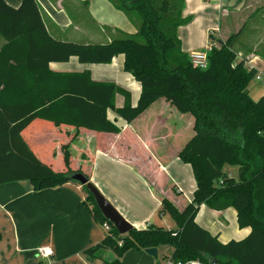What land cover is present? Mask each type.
<instances>
[{"label":"trees","instance_id":"obj_1","mask_svg":"<svg viewBox=\"0 0 264 264\" xmlns=\"http://www.w3.org/2000/svg\"><path fill=\"white\" fill-rule=\"evenodd\" d=\"M114 2L127 13L138 14L142 41L127 37L108 44L61 42L49 34L36 0H21L19 7L0 0V35L5 40L0 50V185L29 180L40 191L70 182L75 173L91 181L88 165L76 169L72 164L70 145L62 147L64 172L33 153L22 131L34 120L74 127L72 141L90 132L100 135L95 141L106 142L105 138L122 133L108 119V110L132 124L164 101L194 119L193 135L178 155L192 168L193 200L180 209L168 197L162 198L160 216L168 212L176 229L149 225L120 235L87 191L85 207L109 230L85 254L99 257L111 250L117 258L108 264H123L129 250L169 247L177 260L264 264V95L257 101L250 96V83L258 73L245 59L237 60L233 44L238 35L216 43L208 52V67L199 69L178 37V29L189 22L182 15L184 0ZM210 41L218 40L212 35ZM120 55L124 71L141 85L136 106L130 92L115 83L93 81L87 71L57 73L50 68L51 63L73 57L81 64H110ZM118 94L125 99L122 107L115 106ZM82 158L86 159L84 154ZM226 165L244 169L240 176H232ZM202 205L217 211L234 208L239 227H249L250 234L240 241L220 242L196 222Z\"/></svg>","mask_w":264,"mask_h":264},{"label":"crops","instance_id":"obj_2","mask_svg":"<svg viewBox=\"0 0 264 264\" xmlns=\"http://www.w3.org/2000/svg\"><path fill=\"white\" fill-rule=\"evenodd\" d=\"M5 1L13 7L21 4V0ZM36 1L49 34L61 42L108 44L113 40L100 42L107 37L105 35L132 31L128 13L114 0ZM182 15L189 19L178 29L185 53L204 52L209 45L238 35L233 44V49L241 54L238 61L245 59L246 64L257 71L263 78L256 81L258 84L264 81V32H261L264 0H184ZM212 34L217 42L210 41ZM4 44L0 35V50ZM50 68L57 73L87 71L93 81L115 83L130 92L133 106L137 105L141 94L140 83L124 71L123 55L110 64H81L73 57L68 62L51 63ZM257 91L258 87L249 91L252 99ZM263 95L264 92L257 100ZM124 104V97L116 95L115 106ZM162 104L169 106L166 102ZM167 112L159 111L162 116ZM151 115L152 111L147 110L134 123L128 124L115 111L108 110V119L122 133L105 138L106 142L95 141L100 135H90V132H82L72 141L74 127L52 126L41 120H34L27 126L22 137L42 162L62 172L66 171L62 147L70 145L76 169L82 164L88 165L91 181L129 223L143 229L155 225L163 197H168L181 209L193 200L196 190L191 166L178 157L193 135L194 119L180 114L187 119V126L175 130L166 125L169 117L162 119L158 114L150 118ZM143 118L146 119L141 122L145 124L139 122ZM174 142H177L174 154L163 148ZM83 154L86 159L82 158ZM224 169L232 176L238 174L236 167L226 165ZM87 198V190L77 181L40 191L35 190L29 180L0 185V264H108L115 260L117 255L111 250L102 252L99 257L84 252L103 240L107 232L85 207ZM196 222L224 244L243 240L251 232L249 227H239L237 212L232 207L217 211L202 205ZM42 246L52 248V258L42 259L37 255L36 249ZM158 250V259L144 250H129L121 260L123 264H163L164 257L173 254L171 248L172 252L160 257Z\"/></svg>","mask_w":264,"mask_h":264},{"label":"rangeland","instance_id":"obj_3","mask_svg":"<svg viewBox=\"0 0 264 264\" xmlns=\"http://www.w3.org/2000/svg\"><path fill=\"white\" fill-rule=\"evenodd\" d=\"M125 12V11H124ZM127 14V12H125ZM127 17L129 19V21L131 22L132 28H131V32H120L118 31L116 34H110V35H105L107 37H104L102 40L104 41H100V42H105L107 43L109 40L112 41L114 39H122V38H127V37H131V38H136L137 40L142 41V37L140 36V34H138V26L140 24V17L138 16V14L134 13V12H130L127 14ZM223 26H224V21H223ZM262 27V26H261ZM136 31V32H135ZM261 32H264V29H261ZM214 34V33H213ZM212 34V35H213ZM216 37V36H214ZM110 38V39H109ZM217 46V44H216ZM241 56L240 53L237 52V60L239 59V57ZM257 80L254 79L249 86L250 91L253 90L255 87H258V91L256 93H253V99L257 100L261 94H263L264 92V81L261 83H257ZM252 95V94H251ZM165 103V102H164ZM151 109V110H150ZM148 111H152V115L150 118H154L156 117L158 114L159 116H162L161 113H159V111H168L167 114L164 115V117H169L170 120L169 122L166 124L168 125V127H172L175 130H180L182 128H186L187 126V119L185 117L180 116V113L173 107L171 106H164L162 105V101L157 102L153 107H151ZM171 111V112H170ZM174 111V112H173ZM190 116V115H189ZM192 117V116H190ZM146 118H143V120H139V122L141 121H145ZM142 123V122H141ZM145 124V123H142ZM147 124V123H146ZM174 146V147H173ZM165 148V150L167 149V151L172 152L173 154L176 152L177 150V142L172 145V144H168V145H164L163 148ZM227 170V169H226ZM235 176H237V172L234 173ZM92 183H94L92 181ZM94 185H96L94 183ZM96 187L100 190V192L104 195V193L101 191V189L96 185ZM104 197L112 204L114 205L110 199H108L105 195ZM115 207V205H114ZM116 208V207H115ZM117 209V208H116ZM162 209V206L160 207V210L158 212V215L156 217V219L154 220V224L155 225H163L165 226V228H171V227H175V222L174 220L171 218V216L168 214V212H165L164 214H162L160 216V211ZM118 210V209H117ZM124 216V215H123ZM126 219V218H125ZM127 220V219H126ZM128 221V220H127ZM129 222V221H128ZM172 252L171 248H162L160 249V257H163V255H165L166 253Z\"/></svg>","mask_w":264,"mask_h":264},{"label":"water","instance_id":"obj_4","mask_svg":"<svg viewBox=\"0 0 264 264\" xmlns=\"http://www.w3.org/2000/svg\"><path fill=\"white\" fill-rule=\"evenodd\" d=\"M221 42V41H220ZM244 167L238 169V175H241ZM71 181H77L81 185L85 186L87 191L93 196L98 209L101 211L103 217L108 222L112 223L117 229L120 235L129 234L133 228H135L131 223H129L118 210L104 197L100 190L89 181L88 178L82 173H75L69 176ZM145 253L154 259H158L159 250L158 248H148L145 249Z\"/></svg>","mask_w":264,"mask_h":264},{"label":"built area","instance_id":"obj_5","mask_svg":"<svg viewBox=\"0 0 264 264\" xmlns=\"http://www.w3.org/2000/svg\"><path fill=\"white\" fill-rule=\"evenodd\" d=\"M216 44H211L207 47V50L204 52H192L190 53V60L194 67L199 69H206L208 67V52L211 51L212 47ZM257 81L263 80L260 75H257L255 78ZM106 231L109 230L107 225L104 226ZM36 253L42 259H50L53 256V250L49 246H42L36 249ZM52 264V263H49ZM163 264H214V263H205L198 259L193 260H177L173 257V254L164 257Z\"/></svg>","mask_w":264,"mask_h":264}]
</instances>
